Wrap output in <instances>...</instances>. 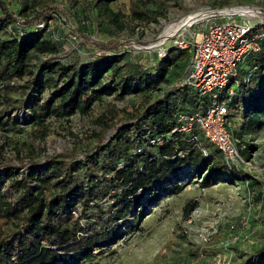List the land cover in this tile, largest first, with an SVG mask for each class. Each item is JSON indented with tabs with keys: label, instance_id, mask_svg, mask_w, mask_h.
<instances>
[{
	"label": "trees",
	"instance_id": "1",
	"mask_svg": "<svg viewBox=\"0 0 264 264\" xmlns=\"http://www.w3.org/2000/svg\"><path fill=\"white\" fill-rule=\"evenodd\" d=\"M47 1L33 0L39 5H46ZM117 1L89 0L99 16L119 24V12L112 7ZM230 2L221 0L217 7L223 9ZM0 9V96L4 90V97L10 98L19 88H23L19 91L23 96L33 88L29 93L28 116L33 124L46 129L51 117L91 114L95 103L107 97L122 99L138 94L145 98L136 114L123 110L130 122L119 116L106 122L101 117L99 121L108 128L116 127V134L107 142L98 135L99 142L85 151L82 158L66 154L46 162L31 161L21 174L10 168L0 170V220L7 226L6 230L0 229V264H68L92 260L94 250L112 246L123 237L120 223L136 207L142 189L164 185L179 192L180 174L185 166H192L199 173L206 170L207 180L226 177L230 170L238 171L226 163L222 152L200 129L193 133L176 130L180 113L203 111L210 103L188 86H170L189 66L191 53L187 49L171 46L166 56L156 58L151 68H141L126 59L118 44H99L104 53L96 59L79 66L44 61L35 78L23 85L18 82L34 74L32 60L58 53L59 46L47 36V28L32 31L18 28L21 14L10 8L9 0H0ZM158 9L162 13L160 4ZM133 11L141 18L152 17L142 7ZM37 18L40 17L34 19ZM34 19L20 22L23 26L31 25ZM10 28L16 32L12 34ZM257 28H264V23ZM247 60L253 68L243 71L241 65L240 85L235 88V94L225 90L220 99L226 101L231 119L240 117V108L234 103L237 104L239 97L245 98L241 126L247 123L254 128L264 112V40L261 50ZM163 84L167 88L162 89ZM161 90L153 96V92ZM253 110L259 114L253 116ZM16 127L17 120L12 119L10 129L16 131ZM241 133L234 135L241 139ZM244 152L240 150L241 155ZM247 184L253 186L254 182ZM149 200L153 202L155 196ZM256 201L262 202L264 210L261 192ZM143 209L145 206L139 209L135 221ZM257 257L262 259L258 264L264 263V246Z\"/></svg>",
	"mask_w": 264,
	"mask_h": 264
},
{
	"label": "rangeland",
	"instance_id": "2",
	"mask_svg": "<svg viewBox=\"0 0 264 264\" xmlns=\"http://www.w3.org/2000/svg\"><path fill=\"white\" fill-rule=\"evenodd\" d=\"M220 2L118 0L112 5L119 12L120 23L117 24L99 16L89 0H48L46 5L36 4L33 0H9L10 8L21 14L18 28L29 31L47 28V36L59 46L56 54L34 58V74L18 83L24 85L35 78L44 61L79 66L94 60L104 53L99 44H118V50L126 55L131 64L151 68L156 62V52L172 45V41L168 40L171 34L177 31L186 37L195 34L205 18L213 11L220 10L217 7ZM159 4L162 13H159ZM136 7L149 11L152 17H139L133 11ZM223 9L247 12V18L255 22L264 18V0H231ZM191 14L200 16L194 24L190 22L184 27H178ZM37 16L40 18L34 19ZM31 19H34L31 25L23 26L20 22ZM10 32L13 34L16 29ZM249 62L244 59L243 71L253 68ZM182 65L187 66L188 63ZM164 88H167V84L162 85ZM32 89L23 96L19 94L23 88L14 90L9 95L12 98L4 97L6 91L1 92L0 170L10 168L21 174L30 166L31 161L46 162L56 155L66 154H77L82 158L85 151L99 142L98 135H102L104 142H107L116 134V127L108 128L105 122L99 121L101 117L106 122L117 116L130 122L131 118H125L127 115L123 110L136 114L145 101L138 94L122 99L107 97L95 103L91 114H76L70 118L54 116L48 119L46 129H42L28 120L29 93ZM160 92L162 90L153 92V96ZM244 103L243 97H239L237 104L234 103L240 108V117L245 113ZM256 113L259 114L253 110V116ZM240 117H231L233 134L242 132L239 150L245 151L242 154L245 162L238 165L237 172L232 173L230 170L226 177L207 180L206 170L199 173L192 166H185L180 174L182 189L179 192L166 189L164 185L142 189L137 195L136 207L131 209L124 223H120L123 237L112 246L94 250L92 260L68 264L261 262L257 253L264 246V210L262 202L256 199L261 192L264 201V112L254 128H250L247 123L241 126ZM12 119L17 120L16 131L10 129ZM19 127L23 130L18 131ZM61 159L70 161L72 157ZM248 181L254 182V185H248ZM154 196L155 200L150 202V197ZM143 206L145 209L135 221V215ZM0 229H7L4 220H0Z\"/></svg>",
	"mask_w": 264,
	"mask_h": 264
},
{
	"label": "built area",
	"instance_id": "3",
	"mask_svg": "<svg viewBox=\"0 0 264 264\" xmlns=\"http://www.w3.org/2000/svg\"><path fill=\"white\" fill-rule=\"evenodd\" d=\"M247 17L244 11H213L198 25L195 34L186 37L177 31L169 36L172 45L156 52L157 59L165 57L171 46L191 53L184 75L170 86H188L208 98L210 103L203 111L180 113V125L176 130L193 133L200 129L222 152L226 163L235 169L245 161L239 150L241 141L231 130L229 108L226 101L220 99V94L225 90H229L230 95L235 94V88L240 85L239 70L244 59L261 50L264 28L258 29L257 25L263 24L264 18L255 22Z\"/></svg>",
	"mask_w": 264,
	"mask_h": 264
},
{
	"label": "bare ground",
	"instance_id": "4",
	"mask_svg": "<svg viewBox=\"0 0 264 264\" xmlns=\"http://www.w3.org/2000/svg\"><path fill=\"white\" fill-rule=\"evenodd\" d=\"M243 9V8H242ZM240 10V9H239ZM244 10V9H243ZM246 11V10H245ZM248 11V10H247ZM200 16V14H195V15H190L189 17H187L182 23H180L179 25H178V27L180 26H185V25H187V24H189L190 22H194V21H196L197 20V17H199ZM206 16V15H205ZM172 26V25H171ZM174 26V25H173ZM176 27H177V25H176ZM173 28V27H172ZM175 29V28H174ZM170 30H171V27H170ZM169 31V30H168ZM170 32V31H169ZM172 33V32H171Z\"/></svg>",
	"mask_w": 264,
	"mask_h": 264
}]
</instances>
